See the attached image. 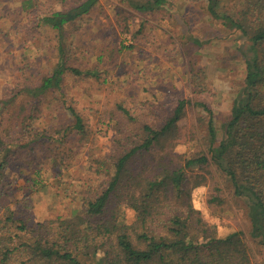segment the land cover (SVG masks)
Masks as SVG:
<instances>
[{
  "label": "rangeland",
  "instance_id": "374dc122",
  "mask_svg": "<svg viewBox=\"0 0 264 264\" xmlns=\"http://www.w3.org/2000/svg\"><path fill=\"white\" fill-rule=\"evenodd\" d=\"M81 1L0 0V99L38 86L56 65L57 32L36 25V16L66 10ZM63 35L67 65L93 71L96 77L67 74L59 89L35 100H24L19 93L7 108V118L21 126L17 137L27 123L46 136L35 147L41 184L32 188L24 185L23 191L6 199L34 223L69 217L79 208L87 187L92 189L97 178L103 180L94 175L91 161L109 155L116 126L130 135L138 125L163 123L179 99L189 105L177 124V138L167 148L175 157L170 166L182 167L185 159L205 153L208 115L196 104L213 112L221 138L222 125L244 80L247 45L208 16L205 0H166L153 12H137L121 0H98L87 16L65 26ZM35 104L37 118L22 122L24 108L32 109ZM118 106L134 121L129 123ZM69 107L82 117L84 135L70 129ZM180 156L185 159L179 160ZM52 157L60 165L52 166ZM26 162L17 160L13 173L28 174ZM141 162L156 165L150 158ZM185 172L203 177V183L190 192V203L202 222L217 237L241 232L251 263L264 264V246L250 236L247 205L234 197L224 175L213 165ZM183 206L177 200L172 208L185 212ZM122 213L128 223L135 218L129 208L122 207ZM191 223L193 235L200 237L197 221Z\"/></svg>",
  "mask_w": 264,
  "mask_h": 264
},
{
  "label": "trees",
  "instance_id": "16d2710c",
  "mask_svg": "<svg viewBox=\"0 0 264 264\" xmlns=\"http://www.w3.org/2000/svg\"><path fill=\"white\" fill-rule=\"evenodd\" d=\"M121 1L137 12H153L166 4V0ZM97 2L82 0L69 9L37 15L36 25L57 32L56 65L38 86L0 99V264H252L241 232L217 237L202 222L190 203V192L203 183V177L188 176L185 170L215 166L230 183L234 197L246 203L250 236L264 246V0H205L208 16L247 45L243 85L222 125L221 138L213 112L196 104L208 115L205 153L188 159L180 156L184 165L170 166L175 157L167 148L177 138V124L189 105L179 99L163 123L138 125L130 135L115 127L109 155L91 161L94 175L103 180L97 178L92 189L87 187L79 208L69 217L34 223L6 203L24 185L41 184L35 147L46 137L30 123L17 137L21 126L7 118V108L19 93L24 100H35L59 89L67 74L96 77L93 71L67 65L63 29L87 16ZM24 110L22 122L37 118V104ZM117 110L129 123L134 121L122 106ZM68 112L73 120L70 129L84 135L82 117L73 108ZM155 150L159 153L152 154ZM149 158L155 166L141 162ZM19 159L27 161L28 174L13 173ZM49 161L54 167L60 165L55 157ZM149 171L150 175L144 174ZM177 200L184 203L185 212L172 208ZM122 207L135 213L131 223L126 222ZM191 220L197 221L200 237L193 235Z\"/></svg>",
  "mask_w": 264,
  "mask_h": 264
}]
</instances>
